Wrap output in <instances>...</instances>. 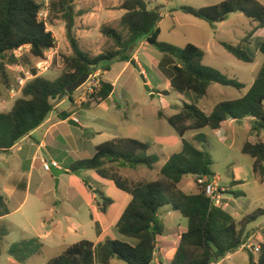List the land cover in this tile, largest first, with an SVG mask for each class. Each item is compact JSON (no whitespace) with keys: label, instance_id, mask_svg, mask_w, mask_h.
<instances>
[{"label":"trees","instance_id":"trees-1","mask_svg":"<svg viewBox=\"0 0 264 264\" xmlns=\"http://www.w3.org/2000/svg\"><path fill=\"white\" fill-rule=\"evenodd\" d=\"M74 0H52L51 7L69 16L68 39L72 54L64 57V70L54 79L38 74L22 88L12 108L0 111V153L8 152L23 137L37 129L54 109L55 101L66 96L72 98L67 88L83 75H90L105 62V70H111L115 59L131 61L133 53L146 39L165 54L178 59L171 77L172 87L180 92L192 91L198 96L208 94L212 84L219 83L242 90L245 84L231 78L220 69L204 63L205 51L195 43L184 47L161 42L159 22L162 18L161 7H150L146 0H123L120 9L125 13L120 18V27L104 23L101 33L113 41V46L99 54L85 50L73 33L72 10ZM42 5L38 0H0V74L4 83L10 87L11 80L7 66L18 63L15 52L28 47L32 56L45 58L48 50L57 46L53 32L47 22L39 18ZM182 10L196 18L213 24L225 20L230 14L242 13L264 26V4L259 0H223L204 7L184 6ZM252 42V36L244 38L235 45L223 41L222 45L234 56L245 62H254L257 52L264 54V38L258 43ZM25 60L28 57L23 56ZM114 84L100 79V87L84 102L83 107L91 108L95 102L100 104L109 99L114 92ZM62 119L71 115L63 111ZM161 115V113H160ZM229 118L251 123L252 132L264 130V64L247 93L235 99L218 102L211 112L199 105L185 101L182 108L168 117L170 125L182 137V149L173 153L161 167L159 177L151 181H134L120 173V168H138L146 166L154 169L159 156L149 153L150 144L132 137H114L96 146L93 156L72 162L66 172L95 170L106 179L113 180L116 186L131 194L132 199L120 217L117 228L120 234L136 240L130 242L106 238L95 243L82 239L69 245L61 254L50 258L46 264H111L118 258L126 264H150L157 247L158 237L166 232V226L158 218L159 210L168 205L188 219V229L184 231L176 253L169 264H212L239 250L248 236L247 226L264 215V208L246 214L240 221L228 210L211 203L203 187L199 191L187 193L179 187L185 175L191 174L196 180L201 175L214 176L211 154L199 149L185 138L190 130L210 127L221 128ZM242 152L253 159V172L264 183V142L246 141ZM233 186L243 183L232 181ZM26 184H23V188ZM99 209L106 212L113 199L101 191ZM239 196L238 192H235ZM9 213L6 198L0 190V214ZM100 231L99 223L96 224ZM9 230L0 226V239L8 235ZM43 243L38 237L23 239L11 244L9 255L21 263L43 252ZM0 246V255H1ZM250 264H264V243L256 258L249 253Z\"/></svg>","mask_w":264,"mask_h":264},{"label":"rangeland","instance_id":"rangeland-1","mask_svg":"<svg viewBox=\"0 0 264 264\" xmlns=\"http://www.w3.org/2000/svg\"><path fill=\"white\" fill-rule=\"evenodd\" d=\"M221 1L223 0H146L150 7H161L162 18L159 22L161 30L159 40L161 42L171 43L178 47L195 43L205 51L204 63L206 65L216 67L229 77L240 80L245 84V87L240 91L231 86L214 83L205 96H198L192 91L180 93L172 87L170 82V75L174 72V66L178 64V59L161 52L152 45L154 52L149 55L150 62L147 64L142 62V67L148 73V77L143 75L141 68L133 64L121 81H116L119 84L116 91L111 95V98L104 102L100 104L94 102L91 108L83 107L82 104L91 98V93L87 91L86 85L73 93L71 101L74 105L70 100L64 102L61 108L67 109L63 111L72 114L75 110V114L81 123L73 125L67 120L57 129L58 132L60 131L59 140L62 143L68 141L71 145L75 141L83 148L75 149L62 146L57 157L60 162L63 160L61 163L58 161L61 166H67V163L71 164L81 158L91 157L95 152L96 145L106 140L129 135L132 138L149 143L151 146L149 153L157 154L159 161L155 164L154 169L140 166L141 168H130L138 169L137 172L125 169L121 174L123 176L129 174L130 177L138 178L140 181L154 180L159 177L160 169L170 155L182 149V137L170 125L167 118L177 113L185 101L196 103L205 111H208L217 102L237 98V96L247 93L264 64V54L259 51L254 62H245L229 52L222 45V42L226 41L237 45L244 38L251 35V43L254 45L257 39L264 38V26L261 27L258 21H254L242 13L230 14L225 20L211 24L182 10L184 6L198 8ZM259 1L264 4V0ZM122 2L123 0H74L71 13L73 33L76 36L77 33L82 35L81 39L78 38L82 48L96 55L113 46V41L101 33V28L96 29L97 26L95 25H97V19H99L102 23L106 22L119 28L120 17L124 13V10L120 9ZM39 18L47 22L48 29L57 38V46L48 50L45 54V57L48 55L52 57V66L50 70L41 74L54 79L64 70V57L72 54L71 43L67 35V26L71 18L52 9L51 5L47 14L39 15ZM15 54L19 59L18 63L7 66L11 80L10 87L4 83L0 74V95L2 96L0 111H8L12 108L15 100L22 93L12 98L9 96V89L12 87L19 88V79L26 76V72L33 74V69L38 71L36 64L41 60L32 56L28 47L21 48ZM164 55L170 57L169 59H172L173 63L171 64L170 60L165 59ZM23 56L28 57V60H25ZM118 61L120 60L115 59L110 63L111 68L113 64H117L106 74L107 79L111 82L115 81L119 74L120 64ZM102 65H105V62ZM147 78L152 83L151 89L146 88V85L149 86ZM62 99L57 100L56 103H59ZM255 134L251 131L250 125L244 121L235 123L232 128L228 129V133L224 137L220 131L210 127L190 130L185 134V138L193 142L196 147L211 154L213 158L212 172L221 178L222 184L229 185L233 176L241 177L247 183L244 187H231L239 193L238 198H236L238 209L234 211V213L237 212L235 213L237 216L248 214L257 208H264V183L260 181L258 186H254L249 181V176H254L252 172L254 159L242 152L244 142L256 140ZM48 141L50 143L51 139H48ZM19 145L26 148V142H19L16 147L8 152L0 153V190L5 195V187L9 177L19 167L18 156L24 152L18 150ZM45 159L52 160L47 154ZM28 166V164L23 165L24 168H28ZM81 172L83 171L77 173L67 172L70 173L69 175L64 172L60 175L57 183L52 172L46 171L43 163L39 162L36 164L33 180L34 183L36 181L46 184L44 201L48 203V206L56 200L55 210L59 209L62 214H77L81 220H85L91 216L92 209L86 201L84 202V195L78 186L73 183V176L84 182L83 187L89 195L93 193L92 191L97 190L98 185L91 178L82 176ZM185 177L191 179V174L185 175ZM194 180L198 183V179L194 178ZM111 187L124 191L114 184ZM100 188L102 191L105 190V188ZM107 189L108 192H111L108 187ZM14 202L16 203V201L11 203L12 209L15 208ZM30 205L31 202L26 204L22 211L28 212ZM22 211L13 212L4 221L5 226L3 227L10 230V233L3 240L0 239V246L3 250H1L0 264H11L6 251L7 244L13 241L16 242L23 231L19 228L24 226ZM158 218L164 222L166 230L167 228L178 230L179 225L182 227L187 226L188 221L180 212L173 210L168 205L159 210ZM248 228L251 233L254 230H262L264 228V215L250 223ZM96 233L98 232L95 225L94 235ZM163 235H166V232ZM76 238L77 241L89 239V237H81V234H78ZM52 255V250H45L44 256L36 258L37 262L35 264H42L43 258H49ZM255 257L257 258L258 255H255ZM221 264H250L249 254L245 250H238Z\"/></svg>","mask_w":264,"mask_h":264},{"label":"crops","instance_id":"crops-1","mask_svg":"<svg viewBox=\"0 0 264 264\" xmlns=\"http://www.w3.org/2000/svg\"><path fill=\"white\" fill-rule=\"evenodd\" d=\"M97 22H98L97 25H95L97 26L96 29L101 28V26L104 24L102 23L101 20L99 21V19H97ZM81 36L82 35L77 33V38L81 39L82 38ZM260 40L261 39H257L255 41V44L258 43ZM153 52H154L153 46L149 44V42H147L146 39H144L134 51L131 61H118V63L120 64V71L115 81L111 82L110 80H108L106 77V74L109 73L117 63L113 64L111 70H105L104 69L105 65L101 64L100 66H98L96 73L100 79H104V80H107L113 83L115 86L114 88V92H115L119 85L116 83V81L118 80L120 82L124 74L129 70V68H131L133 64L141 68L144 73L143 75L148 77V73L142 67V62L146 64L150 62L149 55L150 53H153ZM164 56H165L164 57L165 59L167 58L170 61L172 60V59H169L170 57H167V55H164ZM172 63L173 61H171V64ZM173 74L174 72L171 73L170 75V82H171V77ZM147 82L149 83V89H151L152 83L148 78H147ZM243 95L244 94L239 95L237 96V98ZM66 100L71 101V98L69 96H66L59 103H56L57 101L56 100L54 109L51 111V113L49 114L47 119L43 122V124H41L37 129L33 130L31 133L23 137L21 140H19L20 143L26 142V148L21 147V145L18 146V150L24 151L21 155L18 156L19 167L9 177L8 183L6 184V187H5L6 195L3 194L1 191V193L6 198L9 213L5 215L0 214V226H5L4 221L8 217H10L13 214V212H18V211L21 212L23 208L25 207V205L31 202L29 211L26 213L22 211L24 215V219L22 220L24 226L23 228L19 227L23 231L20 234L19 239L16 240V242L21 241L23 239L38 237L44 245L43 252L41 254L32 256L31 258L26 260L25 263H21L18 260H16L14 257H12L11 255H9L8 253L9 248L11 244H13L15 241L9 242L7 244L6 251L9 256L8 258L11 264H35L37 262L36 258H39V257L42 258L44 256L45 250L49 249V250H52L53 255L49 256V258H45V259L43 258L42 264H46L50 258L61 254L69 245L75 243L77 241L76 237H78V234H81V237H89V239L94 241L95 243H99L108 237L124 240V241L130 242L131 244L136 243L135 239L128 238L120 234L117 228V223L120 217L122 216L124 210L126 209L127 205L131 201L132 196L128 192L121 191V190L119 191L111 187L112 184L116 185L113 180L106 179V178L99 176L95 170H84L83 172H81V175L84 177L91 178V180L98 185L97 190L92 191L93 193L89 195L83 187L84 182H82L80 178L73 176L74 178L73 183L78 186L79 190L84 195L85 197L83 198L84 202L86 201L88 206H90V208L92 209L91 216L89 217V219H85V220H81V218H79L77 214H74V215L68 214V213L62 214L59 209L55 210L56 203H57L56 200H54L52 204H49L48 206V203L44 201V193H46L44 188L46 187V184L43 182H36V181L34 183L33 179L35 176L34 174L36 170V164L39 162L43 163V159H45L46 154L49 155V157L52 160L59 161L57 160V157L59 156V151L61 150L62 146H65L67 148L71 147L75 149L83 148L81 147V145H79L78 142L73 141V145H71V143H68V141L67 142L65 141V143H62L59 140L60 131L58 132L57 129L62 124H64L67 120L78 119L77 123H81V121L75 114L76 112L75 110H73L72 114L69 113L71 116L67 119H62L60 117L59 114L62 113L63 110L67 109V108L65 109L61 108L64 102H66ZM216 104H214L210 110L208 111L206 110V112H211ZM72 105L74 104L72 103ZM72 108H69V109H72ZM237 122L239 121L229 118L222 124L221 128L216 129V130L220 131L221 135L224 137L227 135L228 129L232 128L234 124ZM244 122L250 125V129H251L250 121L247 119ZM57 132L58 134L56 135ZM263 132L264 130H262L261 132H257L255 134L256 140L253 142H256L259 140L264 142ZM124 137H130V136L127 135ZM48 139H51L50 143ZM19 142L16 143L15 146H13L11 149L16 147L19 144ZM24 164H28L29 165L28 168H24L23 167ZM69 165L70 163H67V166H63V165L61 166V168L65 170V173L67 175L70 174L66 172L69 170L68 169ZM138 168H141V167L139 166ZM125 169L135 171V172L138 171V169H130V167H123V168H120V173H123ZM214 176L219 177L217 176V174ZM125 177L131 180H134V181H140L138 178L130 177L129 174H127V176ZM194 178L196 179V177L193 175H191V179L190 178L186 179V177L184 176L181 182L179 183V187L187 193L198 192L199 184L194 180ZM232 181H242L243 182L241 184L234 185V186L244 187L247 184L244 179L238 176H233ZM232 181L230 182L229 185L222 184L221 178H220V183L225 189V191L222 194L225 205L222 208L234 214V216L240 221L246 214L245 215L241 214L240 216L239 215L237 216V214H235L237 212L234 213V211L238 209V204L236 203V198H238V196L237 194H235L236 191L233 188H231V187H234ZM249 181H251L254 186H258L260 179L254 174V176L253 175L249 176ZM23 184H26L24 188L22 187ZM34 185H35V189H34ZM100 187H102L103 189L105 188V190L103 191L100 190L101 189ZM107 187L110 189L111 192H108ZM43 190L44 192L43 194H41ZM99 191H101L106 197H110L113 199V203L108 206L106 212H102L99 209L98 203H99V200L101 201V195ZM12 201H16V203L14 202L15 203L14 209L11 208ZM168 212L171 213L170 211ZM97 223H99L100 231H97L98 233L94 235V226ZM186 225L187 226H183V227L179 225L178 230H172V229L170 230L167 228L166 235H163V236L161 235L158 237L157 256H158V259L163 264H169L171 259L174 257L176 250H177L179 240H180V236L184 231L188 229V221ZM248 226H247L246 232L248 233V236H249V234H251V231H248L249 230ZM7 236L9 235H6L4 237L6 238ZM164 236L165 238H163ZM4 237L1 238V240H3ZM232 254L233 253L227 255L226 258L231 257ZM97 264H102V263L98 262ZM111 264H126V263L123 260L115 258L113 259Z\"/></svg>","mask_w":264,"mask_h":264},{"label":"built area","instance_id":"built-area-1","mask_svg":"<svg viewBox=\"0 0 264 264\" xmlns=\"http://www.w3.org/2000/svg\"><path fill=\"white\" fill-rule=\"evenodd\" d=\"M38 2L42 5V9L39 12V15H46L50 9L51 0H38ZM52 57L49 55L44 59H41L37 64L36 68H38L37 73L42 74L45 71L50 70L52 66ZM34 74H30L26 72V76L19 79L20 86L19 88H10L9 89V96L15 98L20 93H22V88L26 84V82L33 78ZM27 80V81H26ZM87 86V91L91 94L94 93L100 87V78L98 77L96 71L89 75L86 83L84 84ZM2 100V96L0 95V101ZM78 122V119H76ZM43 166L44 169L48 172H52V168H61V165L56 160L48 161L47 159H43ZM198 184H200L206 195L210 198L211 203L217 207H223L225 205L222 194L225 191L224 187L220 183V178L216 176H207L201 175L198 177ZM264 243V228L262 230H254L249 236L245 238L243 243L241 244L239 249L245 250L249 253L254 255H259L261 251V245ZM231 254V253H230ZM229 255V254H228ZM226 257L216 260L212 262V264H221ZM150 264H163L157 256V247L154 252L153 260Z\"/></svg>","mask_w":264,"mask_h":264},{"label":"water","instance_id":"water-1","mask_svg":"<svg viewBox=\"0 0 264 264\" xmlns=\"http://www.w3.org/2000/svg\"><path fill=\"white\" fill-rule=\"evenodd\" d=\"M88 78H89V75L88 74L81 76L77 81H75L74 83H72L71 85L68 86L67 92L69 94L75 92L77 89H79L80 87H82L86 83V81H87ZM146 88L149 89V86L146 85ZM69 123L70 124H73V125H78L76 119H70L69 120ZM64 172H65V170L62 169V168H56V167H53L52 168V174L56 178L57 183L59 182L60 175L63 174Z\"/></svg>","mask_w":264,"mask_h":264}]
</instances>
